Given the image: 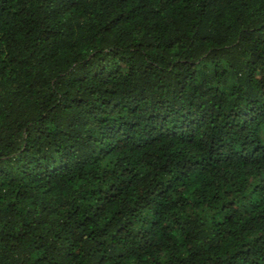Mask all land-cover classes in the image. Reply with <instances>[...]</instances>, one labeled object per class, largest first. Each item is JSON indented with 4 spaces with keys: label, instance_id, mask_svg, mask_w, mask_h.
Returning <instances> with one entry per match:
<instances>
[{
    "label": "trees",
    "instance_id": "obj_1",
    "mask_svg": "<svg viewBox=\"0 0 264 264\" xmlns=\"http://www.w3.org/2000/svg\"><path fill=\"white\" fill-rule=\"evenodd\" d=\"M0 264H264V0H0Z\"/></svg>",
    "mask_w": 264,
    "mask_h": 264
}]
</instances>
